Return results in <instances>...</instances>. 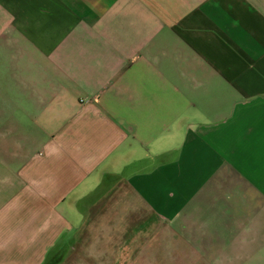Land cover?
<instances>
[{
    "label": "crops",
    "instance_id": "crops-1",
    "mask_svg": "<svg viewBox=\"0 0 264 264\" xmlns=\"http://www.w3.org/2000/svg\"><path fill=\"white\" fill-rule=\"evenodd\" d=\"M0 264H264V0H0Z\"/></svg>",
    "mask_w": 264,
    "mask_h": 264
},
{
    "label": "rangeland",
    "instance_id": "rangeland-1",
    "mask_svg": "<svg viewBox=\"0 0 264 264\" xmlns=\"http://www.w3.org/2000/svg\"><path fill=\"white\" fill-rule=\"evenodd\" d=\"M118 112H123L124 111V108L123 107H118V108H115Z\"/></svg>",
    "mask_w": 264,
    "mask_h": 264
}]
</instances>
